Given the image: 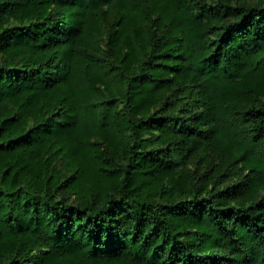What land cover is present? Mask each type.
<instances>
[{"label":"trees","instance_id":"1","mask_svg":"<svg viewBox=\"0 0 264 264\" xmlns=\"http://www.w3.org/2000/svg\"><path fill=\"white\" fill-rule=\"evenodd\" d=\"M0 264H264V1L0 0Z\"/></svg>","mask_w":264,"mask_h":264},{"label":"rangeland","instance_id":"2","mask_svg":"<svg viewBox=\"0 0 264 264\" xmlns=\"http://www.w3.org/2000/svg\"><path fill=\"white\" fill-rule=\"evenodd\" d=\"M264 1V0H263Z\"/></svg>","mask_w":264,"mask_h":264}]
</instances>
